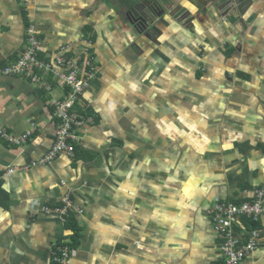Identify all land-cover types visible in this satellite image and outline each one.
<instances>
[{
    "label": "crops",
    "instance_id": "1",
    "mask_svg": "<svg viewBox=\"0 0 264 264\" xmlns=\"http://www.w3.org/2000/svg\"><path fill=\"white\" fill-rule=\"evenodd\" d=\"M246 2L0 0V125L35 128L0 138V264H56L64 237L69 264H224L207 210L264 186V0ZM31 24L49 52L89 39L100 67L94 125L47 164L62 90L4 70ZM66 193L82 212L67 220ZM241 222L260 229L242 264H264V219Z\"/></svg>",
    "mask_w": 264,
    "mask_h": 264
},
{
    "label": "built area",
    "instance_id": "2",
    "mask_svg": "<svg viewBox=\"0 0 264 264\" xmlns=\"http://www.w3.org/2000/svg\"><path fill=\"white\" fill-rule=\"evenodd\" d=\"M42 53L45 56L40 58L39 55ZM4 70L5 74H18L42 89L50 91L53 84H56L62 90L61 97L52 101L53 117L58 120L55 141L50 150L34 163H50L60 152L71 155L74 143L78 142L83 133L94 124V116L89 113L88 104L82 100L91 81L100 72V67L95 62L91 41L80 39L78 45L68 43L54 52H49L43 49L42 40L31 24L25 29V42L19 55ZM34 131L35 128L32 126L15 136L0 125V138L24 146ZM15 170V167H9L5 173L12 174ZM251 199L240 202L218 201L207 210L219 240L218 250L224 264H242L245 257L259 244V227L248 228L241 222V218L246 217L250 223L264 219V186L254 187ZM61 202L62 205L57 209L61 214L78 209L68 194L61 198ZM45 210L48 208L45 207ZM70 251L68 239L56 243L53 258L55 263L69 264Z\"/></svg>",
    "mask_w": 264,
    "mask_h": 264
},
{
    "label": "water",
    "instance_id": "3",
    "mask_svg": "<svg viewBox=\"0 0 264 264\" xmlns=\"http://www.w3.org/2000/svg\"><path fill=\"white\" fill-rule=\"evenodd\" d=\"M207 1L209 2L210 0ZM246 4H247L246 0H229V7L227 9V14L235 10H237L240 14H243L244 13L243 9ZM157 17H159V15ZM135 20L137 21V22L135 21V23L137 24L139 23L140 25L142 24V29L144 27H146L147 29V24L150 23L148 22L149 20H147L143 14H138V16L135 17Z\"/></svg>",
    "mask_w": 264,
    "mask_h": 264
},
{
    "label": "clouds",
    "instance_id": "4",
    "mask_svg": "<svg viewBox=\"0 0 264 264\" xmlns=\"http://www.w3.org/2000/svg\"><path fill=\"white\" fill-rule=\"evenodd\" d=\"M89 111V110H88ZM90 113V112H89ZM90 114H92L93 116H94V113L92 112V113H90ZM94 122H95V116H94ZM94 125V124H93ZM91 127V126H90ZM82 137H83V135H82ZM81 140V139H80ZM80 140L78 141V142H75L74 143V150H73V153H74V151H75V145L77 146V144L80 142ZM64 153H66V152H64ZM67 154V153H66ZM68 156H69V154H67ZM55 160V159H54ZM53 160V161H54ZM66 194H68V193H66ZM65 195V194H64ZM63 195V196H64ZM62 196V197H63ZM61 197V198H62ZM61 198H59V200L61 201ZM61 205H62V203H61ZM60 205V206H61ZM60 206H57V207H55V209L57 210V209H59L60 208ZM48 208V207H47ZM44 209H45V207H44ZM49 209V208H48ZM54 209V208H53ZM58 212H59V210H57ZM60 213V212H59ZM77 214V213H82V212H77V211H74V210H70L67 214H62L63 216L64 215H67V216H69L70 214ZM61 214V213H60ZM65 239H67V238H62V239H59V240H56V241H53L52 243H51V247H52V250H54V245L56 244V243H59V242H62L63 240H65ZM70 243H71V241H70ZM71 245V244H70ZM70 248H71V246H70ZM71 252H72V250L70 251V254H71ZM70 258V257H69Z\"/></svg>",
    "mask_w": 264,
    "mask_h": 264
},
{
    "label": "trees",
    "instance_id": "5",
    "mask_svg": "<svg viewBox=\"0 0 264 264\" xmlns=\"http://www.w3.org/2000/svg\"><path fill=\"white\" fill-rule=\"evenodd\" d=\"M60 205H61V204H60ZM60 205H59V206H60ZM70 216H71V214H70ZM64 217H65V219L67 220L68 216H67V215H64Z\"/></svg>",
    "mask_w": 264,
    "mask_h": 264
},
{
    "label": "bare ground",
    "instance_id": "6",
    "mask_svg": "<svg viewBox=\"0 0 264 264\" xmlns=\"http://www.w3.org/2000/svg\"><path fill=\"white\" fill-rule=\"evenodd\" d=\"M75 206H76V205H75ZM76 207L78 208V209H77L78 211H81V209H80L78 206H76ZM77 210H76V211H77Z\"/></svg>",
    "mask_w": 264,
    "mask_h": 264
},
{
    "label": "rangeland",
    "instance_id": "7",
    "mask_svg": "<svg viewBox=\"0 0 264 264\" xmlns=\"http://www.w3.org/2000/svg\"><path fill=\"white\" fill-rule=\"evenodd\" d=\"M52 88H53V86H52Z\"/></svg>",
    "mask_w": 264,
    "mask_h": 264
}]
</instances>
